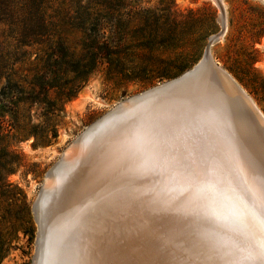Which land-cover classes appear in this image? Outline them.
<instances>
[{
    "label": "bare ground",
    "instance_id": "obj_1",
    "mask_svg": "<svg viewBox=\"0 0 264 264\" xmlns=\"http://www.w3.org/2000/svg\"><path fill=\"white\" fill-rule=\"evenodd\" d=\"M213 45L199 79L132 96L73 141L34 204L33 264H262L264 133Z\"/></svg>",
    "mask_w": 264,
    "mask_h": 264
},
{
    "label": "rangeland",
    "instance_id": "obj_2",
    "mask_svg": "<svg viewBox=\"0 0 264 264\" xmlns=\"http://www.w3.org/2000/svg\"><path fill=\"white\" fill-rule=\"evenodd\" d=\"M222 1L227 30L211 47L212 59L264 116V0ZM89 7L102 19L108 52L99 55V64L71 100L65 94L82 80L66 70L63 60L81 64L95 52L84 49L86 38L79 31L59 25L62 55H52L47 45L27 48L12 69V82L28 95H35V79L47 91L37 103L17 99L8 104L10 110L4 108L6 114L0 109L10 131L0 145V182L1 170L8 174L6 186L0 185V264H33L34 204L73 141L126 99L190 71L220 30L212 0H102L101 6Z\"/></svg>",
    "mask_w": 264,
    "mask_h": 264
},
{
    "label": "trees",
    "instance_id": "obj_3",
    "mask_svg": "<svg viewBox=\"0 0 264 264\" xmlns=\"http://www.w3.org/2000/svg\"><path fill=\"white\" fill-rule=\"evenodd\" d=\"M102 5V0H0V80L4 85L0 88V109L10 110L9 105L14 100H29L37 103L38 96H43L47 88L35 79L32 88L35 95H28L24 89L12 82V69L22 62L20 52L27 48L47 45L52 55H62L65 51L59 33V25H66L71 30L82 33L86 40L81 45L85 48H93L88 60L80 63H72L70 59H64L66 70L77 74L82 82L65 95L67 101L71 100L80 87L87 82L93 69L99 64V55H107L105 40V27L98 11H93L90 5ZM94 18V19H93ZM58 35L56 42L53 38ZM12 48V52L9 50ZM52 88V87H51ZM27 95V96H25ZM5 115H0V145L6 143L9 130L6 128ZM3 178L1 187L6 186L7 173L2 169Z\"/></svg>",
    "mask_w": 264,
    "mask_h": 264
},
{
    "label": "water",
    "instance_id": "obj_4",
    "mask_svg": "<svg viewBox=\"0 0 264 264\" xmlns=\"http://www.w3.org/2000/svg\"><path fill=\"white\" fill-rule=\"evenodd\" d=\"M220 23H221L220 32L218 34L212 36L210 39H208V42L204 48L203 58L199 61L198 64H196L190 71L184 73L180 77L173 79V80H170V81H167V82H164L159 87H157V86L152 87V88L144 91V94L153 93V92L157 91L158 89H162V88H171L176 83H179L178 84L179 86L180 85L183 86V85H185V83L183 82L184 80L190 79L192 82V81H194V79H199L203 73L208 71V69H212L213 66H212L211 62L204 63V56H205V52L208 50L209 46L211 44L217 42L219 40V37L223 36L225 33L224 27H223L224 26V20H223L222 16L220 18ZM214 67H215V69L219 70L218 66L214 65ZM220 72L226 77V79L228 80V82L232 86L233 91L240 97V99L244 103L246 109L253 116V118L256 120L258 125L261 126V130L264 133V117L262 116L259 109L254 104L252 99L236 84V82L234 83V80L226 72L225 73H224V71H220ZM144 94H142V95H144ZM138 97H140V96H138ZM90 130H91V132L93 131L92 129H90Z\"/></svg>",
    "mask_w": 264,
    "mask_h": 264
},
{
    "label": "snow or ice",
    "instance_id": "obj_5",
    "mask_svg": "<svg viewBox=\"0 0 264 264\" xmlns=\"http://www.w3.org/2000/svg\"><path fill=\"white\" fill-rule=\"evenodd\" d=\"M251 259H259L262 264H264V243H262L260 245V250L258 251V253L256 254L255 257H249Z\"/></svg>",
    "mask_w": 264,
    "mask_h": 264
}]
</instances>
